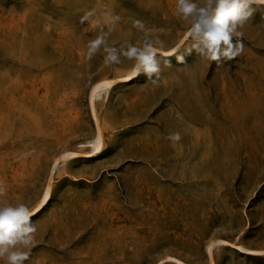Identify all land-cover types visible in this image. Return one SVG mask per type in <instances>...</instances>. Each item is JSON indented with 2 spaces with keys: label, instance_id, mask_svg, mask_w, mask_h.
Segmentation results:
<instances>
[{
  "label": "rangeland",
  "instance_id": "rangeland-1",
  "mask_svg": "<svg viewBox=\"0 0 264 264\" xmlns=\"http://www.w3.org/2000/svg\"><path fill=\"white\" fill-rule=\"evenodd\" d=\"M106 14L120 17L117 47L164 42L161 73L95 101L103 147L88 157L79 143L95 132L90 87L134 63L87 59ZM240 30L236 59L217 65L193 50L179 63L187 22L175 0H0V200L32 210L51 186L24 264H264V253L235 246L264 249V4ZM68 149L80 155L51 172Z\"/></svg>",
  "mask_w": 264,
  "mask_h": 264
},
{
  "label": "clouds",
  "instance_id": "clouds-1",
  "mask_svg": "<svg viewBox=\"0 0 264 264\" xmlns=\"http://www.w3.org/2000/svg\"><path fill=\"white\" fill-rule=\"evenodd\" d=\"M262 4L264 0H175V14L187 22L188 42L184 54L178 56V62L184 63V56L193 50L200 58L217 65L236 59L244 51V33L240 29ZM94 14V11L86 12L80 19L81 23H89ZM119 19L106 14L107 28L99 20L95 21L98 34L87 40V59L90 61L102 52L103 63L111 66L121 63V57L126 58L134 62L129 79L144 74L148 80L155 82L154 78L161 73L157 48L164 42L158 37L145 36L139 43L125 41L117 47L115 41L109 42V37ZM133 26L141 32L146 31L140 20L133 21ZM165 64L170 65V61L166 60ZM167 139L179 142L182 136L173 132L168 134ZM4 194L5 187L0 182V196ZM33 214L24 202L6 203L0 200V260L4 264H24L29 258L37 232L31 220Z\"/></svg>",
  "mask_w": 264,
  "mask_h": 264
},
{
  "label": "bare ground",
  "instance_id": "bare-ground-1",
  "mask_svg": "<svg viewBox=\"0 0 264 264\" xmlns=\"http://www.w3.org/2000/svg\"><path fill=\"white\" fill-rule=\"evenodd\" d=\"M186 37V32L185 35L183 37V39ZM182 39V40H183ZM181 40V41H182ZM181 41L179 43H177V45H175L174 47H172L169 51H163L164 54L166 53H171L175 50V48L181 43ZM132 68V67H131ZM131 68L127 71L126 74L118 77L117 79H113V78H100L99 80L95 81L89 90V102H90V106H91V111L93 114V118L95 120V132L94 135L88 139L86 142L83 143H79V145L82 146H88L90 149L89 151H86L84 156H88V157H92L95 156L98 152H100V150L103 147V138H102V131H101V127L98 123V119L97 116L95 114V101L100 98V97H105V95L107 94L109 88L112 86V84L116 83V82H128L131 81L132 79H129V76L131 75ZM80 155V153L76 150H64L62 151L53 161L50 171L53 172L57 166H59V164L61 163V161L63 162L64 160H69V159H73L75 157H78ZM50 182H46L43 191L41 193V196L37 202V204L33 207L32 212L35 213L38 210H40L45 204L46 202L49 200V196H50ZM213 243H219V244H232L231 242L224 240V239H218ZM212 244H210L208 246V253L211 255V249H212ZM237 246L239 249L246 251L248 253L251 254H263L264 253V249H251V248H245L241 245H235ZM168 259H173V257L171 256H167ZM177 260V259H176ZM180 264H185L184 262L177 260ZM159 263V262H158ZM157 263V264H158ZM208 264H214L212 259L210 260V262Z\"/></svg>",
  "mask_w": 264,
  "mask_h": 264
}]
</instances>
